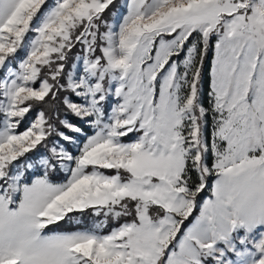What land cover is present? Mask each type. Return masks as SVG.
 <instances>
[{"label":"snow or ice","instance_id":"1","mask_svg":"<svg viewBox=\"0 0 264 264\" xmlns=\"http://www.w3.org/2000/svg\"><path fill=\"white\" fill-rule=\"evenodd\" d=\"M0 264H264V0H0Z\"/></svg>","mask_w":264,"mask_h":264},{"label":"trees","instance_id":"2","mask_svg":"<svg viewBox=\"0 0 264 264\" xmlns=\"http://www.w3.org/2000/svg\"><path fill=\"white\" fill-rule=\"evenodd\" d=\"M88 221H87V219L85 220V223H87Z\"/></svg>","mask_w":264,"mask_h":264},{"label":"rangeland","instance_id":"3","mask_svg":"<svg viewBox=\"0 0 264 264\" xmlns=\"http://www.w3.org/2000/svg\"><path fill=\"white\" fill-rule=\"evenodd\" d=\"M21 55H23V53H21Z\"/></svg>","mask_w":264,"mask_h":264}]
</instances>
